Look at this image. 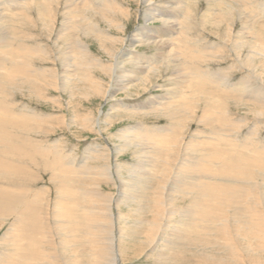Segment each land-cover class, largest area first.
I'll list each match as a JSON object with an SVG mask.
<instances>
[{
  "label": "bare ground",
  "instance_id": "6f19581e",
  "mask_svg": "<svg viewBox=\"0 0 264 264\" xmlns=\"http://www.w3.org/2000/svg\"><path fill=\"white\" fill-rule=\"evenodd\" d=\"M230 1H232L233 3H229ZM141 2L142 5L145 6V10L143 13L144 24L135 29V31L129 37L121 39L120 37L118 38V36H113L111 30L115 29L117 32H120V34L124 31V25L122 24L121 18L124 19L127 14L123 12L124 9L119 3V0H0V33L3 34L0 35L4 36L3 39L2 37L0 39V70L4 69L5 71H8L6 73L8 75L0 72V80L4 79L5 76L7 78L10 74V71L12 70L11 68H8L3 64V62L5 61V56H10L11 58L8 59L11 60V62H14V56H16L20 51L31 53L33 51L32 48L35 46L19 47L17 48L18 51L8 49L11 48V45L14 41H18V39H20L18 38V36H16V32L14 30L22 29L23 27H25V29H27L26 27L32 28V26L34 25L32 18L35 16L37 17V22H39L44 29H49V21L51 22L53 20H56V17H58L57 14L59 12L62 17V25L61 27H59L60 29L56 34L54 44L55 46H58V43H65L66 51L64 57L59 61L62 63L60 67L61 70H47V79L49 81L48 85H46L52 86L56 82L52 89L59 91H69L71 93H73L75 90H80L85 92L84 96L86 97L88 95L91 96L92 94H94L95 96V93L96 95H99L98 92L102 91L101 96L104 99L108 96L110 99L115 100V93L123 90L127 91V89L145 91L146 85L152 82V78L155 77L154 75H156L157 77L161 72L169 73L166 83H164L163 85L155 86L162 89V93H160L159 95L154 96V98H150L148 101H145L142 104L134 106L132 105L126 107L124 104L120 105L119 103H114L109 110L115 111L117 113L116 115H120L118 110L122 106L126 107L124 109L125 112L131 111L132 115H134V113L140 115L151 113L156 117L157 115L164 116L163 118H166L169 121V124L166 126H154L151 129L144 128L143 125L137 124L138 126H141L138 127L136 125L123 131L118 130L113 134V137L121 139L119 146H116V150L114 152L115 156L127 152L130 149L133 150L132 152L134 155L136 153L139 154V160L137 161V163H134L130 166L127 165L129 166L127 167V171L128 169L130 170V174H128L129 179H125L126 181H124V179H122L120 176V171L126 164L122 163V165L124 166L121 167L119 163L116 162H114L113 166L101 165L103 168L101 167L102 169L99 170L95 168L96 173H94V175L90 173V170L92 168H86L85 171L89 170V172L87 173L88 177L86 179L89 178L91 182L88 186L89 188H87V191L85 192L82 191L83 188H81V190H77L76 188H74V186L71 185L81 182L82 179L79 177H76L77 179L75 180L66 179L65 181H56L54 180L53 176H51L50 178H52L56 183L55 186L57 185V187H55L54 189L56 190L55 195H57V198L55 199L56 201L54 203H51L54 207L55 217H57L59 221L62 222V224L68 225V230H66L65 232V237L66 239H70V243L72 242V240L77 241V239H79L78 243L81 244V246L83 243H91V246L93 247V253L88 254L89 256L86 255V258H92V260H88L90 264H121L123 255L121 252V245L125 241H131V243L135 241L147 245L149 250L146 255H153L155 257L154 260L156 264L175 263L178 261L173 257H176V254L182 251H184L185 253L186 251L183 249L184 247L189 248V246H184V244L191 245V240H194L196 237H198L199 234H201L202 237L204 236L203 238L210 237L209 239H212L211 241L216 242L221 239L222 233L225 234L224 228H226L227 230L229 229V226L233 224L232 228L235 227L236 229L234 228V230L238 232L236 234H232L237 238L234 239L235 241L232 239L234 245L232 243L229 244L230 246L225 245L229 243V241L226 243L225 239V244L221 243L220 245V241L219 244H217L216 242L212 245H219L218 248L220 247V249L224 250V254L227 253V256L225 257L226 259L224 258L227 264H240L242 260L243 262H245L244 259L249 260L246 257L251 258V256H253L251 255V253H257L258 255L259 253H264V182L262 184L263 190L260 189L262 188L260 186L258 188L260 189V194L257 195L258 192H256V195H250L252 199L254 198V206H252L253 204H249L251 201L246 204H249L251 207H245V205L240 203L242 202V200L249 197L247 196V193L252 192L254 188L257 187L255 185L258 184V178L256 179V177H254L255 175L253 176L252 172H249L248 166H253L257 171L259 170L264 173V138L260 142L256 143L257 147L255 151H253V153L255 154L250 156V158H248L247 155L246 158L244 156H241L240 154V156L237 155L234 158H229L228 156L226 162H222L223 164L221 163V165H218L221 168L224 167V170L220 175L222 177L214 178V181L211 178H213L214 176H218L214 171H218L219 168H211L206 166L207 164H215L212 163L215 161H210L211 158L210 160H206L209 158V155H211L212 149H216V147H210L211 142H216V140H218L217 142H223L224 148L228 146L226 138L224 137V139L223 137L217 136V133H208L207 137H200V141H196L194 138H186L185 142L180 141V144H184V146L181 145V147H183L184 149L181 153V155L183 156L182 158H177V163H175L176 161L174 162V159H172L171 156V165L173 162L175 163V172L171 176V178L168 177L170 176L168 174L170 168L166 167L167 169L164 170L162 174H159L160 166H157L159 163L157 164L156 160H160L161 157H166L165 155H168L171 151V148L169 147L173 145L175 146V144L178 143V140L182 139L180 138L182 137L181 133L180 135L178 134L179 136L175 137L174 128L178 129L179 125L181 127V124L184 120L189 121V113L191 112L189 111V107L190 103L194 100H190L188 97L190 94L192 96L193 89H205L203 90V93L206 91L205 94H201L204 95V104L202 103L203 108H201L202 111L200 112L201 116L199 119L201 120L200 122H203L205 120L206 125L208 121L209 123L211 122V120L212 122H216L217 119L221 118L220 116L218 117V115L214 114L215 112L219 111V107L223 108L224 105L221 106L222 104L220 103L225 100L224 98L235 99V97L237 98L241 95L243 96V93H247L250 90V88L247 86L248 83L246 84V82L244 81H237L236 83L227 82L228 76L227 74L224 75V70H235L231 65L230 67L228 66L226 68H220L216 72L208 70L207 68L199 69V65L201 64V62L204 64L205 60L198 57H203L205 51L210 52L212 49L206 47L207 45L205 46V43L201 46H198L199 44H202L201 41H204L203 39H199L195 35L190 37L191 27H189V25L193 24L194 17L197 18V26L200 28V30H198L202 31V33L209 32L210 34H216V31H218L221 26H224V29H227V32L224 35H216L218 38H220V48L216 53H214L215 58L213 57V59H211V62H217V60L220 62L225 59L227 60L228 58H233L238 62L236 65L237 69H245L248 74L251 75L252 80L253 78L255 79L256 88L253 92L251 91V95L253 98L250 99L251 97L246 96V94L245 96L249 98L248 101L251 100L255 103V106H257V109H255V111L257 112V117H264V43H262V41H258V35L260 36V38L264 36V21L261 20L264 16V3L257 0H141ZM30 5H33L34 9L26 12V9L30 7ZM119 8H122L123 10L120 11L121 9L119 10ZM33 11L36 12L34 13V15L32 14ZM16 13L19 14L16 16L14 15ZM51 13L52 15H50ZM99 20L105 23L106 28L100 25ZM80 22L82 23L81 25ZM147 22H156V24H147ZM234 23L240 24L241 29L239 31L233 30L232 27ZM4 34L8 37L6 36L5 38ZM31 37L33 38L34 36L32 35ZM118 42L119 44H121V49L124 45H128V48L121 50V52L118 53V49L115 45ZM92 45H97L102 50V52H104L106 57H109L110 62L108 64H105L100 59L96 60L92 55L91 56L94 59L90 57V47ZM138 45H144L145 47L154 50V53L149 55L145 52H137L136 47ZM228 46L231 47V50ZM36 47H38V45ZM190 47H194L192 48L194 53L190 51L192 50ZM214 48H217V45H215ZM171 52H175L179 56V58L177 59V56L174 57ZM190 52L192 53V57L188 56L191 55L189 54ZM76 56H79L77 61ZM187 60L190 63L187 62ZM23 64H27V62L25 61L23 63H17L18 66L13 67V69L17 70L19 73H23V78L30 79L29 77L33 74L39 75L38 70H28L27 72L25 70L26 66H21ZM127 64L130 65L128 68ZM97 69L102 72V76L106 75V77L111 79L108 83V87L107 85H104L106 82L103 83L104 81L101 82V80H96L98 79L95 76V70ZM40 72L42 73V71ZM26 73H28L29 75ZM37 77L39 78V76ZM32 78L34 79V81H37L34 77ZM74 80L80 81H77V84L75 85L71 84L70 82ZM29 81H31V79ZM58 81L59 84H57ZM29 83L30 82H25L22 83V85L27 84L28 86ZM91 83L94 86H92ZM29 86H31V84ZM253 88L254 87H252V89ZM0 104L1 107L4 108L3 102L0 101ZM220 110L222 111V109ZM191 113L193 114V112ZM20 116L25 118L28 117L27 114H21ZM7 119V117L2 118L0 116V123L5 122V125H8L9 123L7 121H4ZM224 120L221 119V121L219 122H222ZM228 120L230 121V118ZM90 121L91 118H89V122ZM73 122L74 121H70L69 124L67 123L68 127H70V124ZM99 123L96 122L95 124L99 126ZM224 123L227 122L224 121ZM183 124L186 123L183 122ZM84 127L85 126H83V128ZM233 131L231 129L229 132L232 133ZM15 139L17 141L19 140L18 138H13V140ZM164 142L166 144L169 143L168 146H170L168 148H165ZM24 143L25 146L30 145V143L25 141L22 142L23 146ZM0 144L9 146V144L5 141L1 142ZM247 144L248 143L246 141H243V143L239 145V148L248 149ZM253 146L255 147V145ZM1 147L2 146H0V148ZM173 148L174 147H172V149ZM21 149L22 148L18 149L17 147V149L14 148L12 151L14 157L11 156V158H16V160L18 161L16 162L17 165L14 163H8V161H2L0 159V174H5L7 173V171H11L12 173L10 174H13L15 176L14 173L17 172L19 174V177H17L18 179L16 182L18 183V185H25V183H27V180H21L20 176H24L27 173L29 179H31L32 177L29 174V169H25L24 167L23 169L18 166V163L21 164V162H24V159H18L16 157V152L20 151ZM38 149L43 153H51L50 155L53 158L51 164L54 166V169H57V172L55 173H58V175L64 174L69 178L74 177L73 175L75 174L71 172L68 167L74 165L72 163V158H70L71 154L67 155L65 152L66 155H62V151H58L55 144L54 146H50V149L53 151H50L48 148L41 147ZM220 150H222V148ZM89 151L90 148H87L86 153ZM0 154H2V152H0ZM27 154H30V152H28ZM99 154L101 153H99L98 151H94L92 154L90 152L87 153V156H85L83 159L84 166L85 161H87L88 159L95 161L98 160L101 156L105 157L109 155V153L108 155L107 153L106 155L102 153L101 156ZM177 155L179 154L177 153L176 157ZM233 156L234 155H232V157ZM30 158H32V156ZM67 158L68 161L66 160ZM245 159L248 162H246L244 166L243 161ZM27 160L28 159H26V161ZM28 161L31 162L32 160ZM103 162H106V160ZM166 162L169 163V161ZM235 162L241 163V166L239 168L240 170H237V166L234 164ZM162 164L164 165L163 162ZM45 166L47 167V165ZM87 166L89 167V165ZM166 166L168 165L166 164ZM76 167H78L79 169L85 168L82 165ZM225 171L232 173V175L223 177L225 176ZM55 173L52 172V175ZM260 174L262 173L260 172ZM208 175H211V177H209ZM152 176H159L160 179H158L160 188H158L156 196H152L154 197V206H150L149 200L148 203H146L149 195L146 194L148 193L149 189H151L149 188V182H151L150 179ZM207 177L210 178L211 181L209 179H206ZM260 177L263 179L262 181H264V176ZM215 179H224L225 181L234 183L235 186L226 184L224 185V183L215 181ZM65 182L70 186H67ZM107 182L114 186L116 185L118 189L117 193H119L116 194L117 196L107 195L103 193V186L106 185ZM241 183H243V186L244 184H246V186H241ZM18 191L19 190L15 188L12 189L10 187H3L2 185L0 186V210L5 209L3 211H0V218L3 221L6 218L12 216L10 226L11 230H9L10 232L7 231L2 234L1 242H4L2 244L8 243L10 244V246L12 245V249H10L12 253L18 251L19 247L16 246V243L18 242V235H20V237L26 238L25 235L28 234L29 228L31 226L34 227L36 224L35 222L37 221L35 212L34 215H27L24 214L25 210L19 211L16 209V207H19L21 204H23V195L25 194V190H21V195L19 196ZM37 191L38 195L35 192H32L30 195H34V198L36 200H38L42 196L43 191L45 190L38 189ZM82 196H85V200L86 198H88V205L85 209L81 210V205H77V202L80 201L79 198H82ZM242 197L244 199H242ZM155 198H157L158 203L154 201ZM178 199L187 200L186 205H183V209H181L180 207L181 210H179L174 205L175 202L178 201ZM213 201L215 203L212 204ZM15 203L17 206H15V208H13L14 210L10 212L8 208ZM121 205L131 208V210H129V213L124 215L121 214V210L118 211L117 209ZM222 207L224 209H222ZM57 208H61L62 212ZM225 208H229L232 211V213H230V215L232 216L229 215V219L228 217L226 218L228 213H223L225 211ZM218 209L221 210L223 214L219 213L218 211L219 217L217 220L213 217L214 215L218 214L217 212L216 214H214ZM114 210H117L118 212H114ZM40 211L42 212V210ZM5 212L6 214H4ZM144 212L149 213V219H146L143 216ZM47 216L46 218H48ZM106 219L109 220V226L105 223L107 222ZM221 219L224 220L222 221L223 223L221 222ZM122 221H125L124 225H121ZM226 221L230 224H226ZM217 222L221 223L218 225H221L223 227L224 230H222L224 232H220L221 230L217 229L215 230L216 226L218 225L215 226L214 224H216ZM239 223L242 226V230L240 229L241 231H238L239 225L237 226V224ZM132 227L135 229H133ZM127 232L130 234H128ZM217 232H220L221 234ZM85 233L89 234L90 238H85ZM229 233L231 234V232ZM31 235L32 233L30 234V236ZM45 236L44 238L47 237ZM29 238L31 237H28V239ZM34 238H31V242L33 244V246L31 245L32 247H34V244H36ZM228 238L232 237L228 236ZM238 240H243V242L250 241V243L253 240V242H258V245L255 246V243L253 245H250V243L247 242V244L245 243L246 245H244L243 248L241 245L242 243L240 244L241 241ZM21 241L22 240H20V242ZM182 241H184V244L180 246V249L177 246ZM20 242H18V244L21 246ZM142 244L138 245L141 246ZM238 244H240L241 246ZM25 246L26 245H24V247ZM24 247H22L23 250H27L24 252V255L29 252L31 253L30 255L34 256L35 254L41 259L45 256H49L46 255L47 253H42L40 255L39 250H35L36 248L28 249L27 247ZM177 248L180 251L177 250ZM213 250L215 252V248H213ZM218 250L219 249H217V252ZM203 252L205 251H202L201 253ZM1 253L2 257L0 256V264H22L18 261H13L12 255L14 254L10 255L9 252L5 254H3V252ZM215 257L209 256L210 260H208V262L210 264L223 263L222 258L220 259L218 256L216 258ZM221 257H223L222 254ZM35 260H33V262H35ZM55 260L56 259H54L53 257V261ZM250 260L251 262H254L252 261L253 259ZM203 261L205 260L203 259ZM194 262L196 263V261ZM197 264L199 263L197 262Z\"/></svg>",
  "mask_w": 264,
  "mask_h": 264
},
{
  "label": "rangeland",
  "instance_id": "374dc122",
  "mask_svg": "<svg viewBox=\"0 0 264 264\" xmlns=\"http://www.w3.org/2000/svg\"><path fill=\"white\" fill-rule=\"evenodd\" d=\"M257 1L264 3V0H257ZM138 2H140V3H138ZM231 2L232 1H230L229 3H231ZM119 3L121 4L122 8L124 9L123 10L122 8H119V10L121 9L120 11L123 10V12L125 14H127L124 19L118 15L122 19V24L124 25L123 26L124 31L120 34V32H117L115 29H111V30H112L113 36H116V37L118 36V38L120 37L122 39V38L129 37L135 31V29L139 28L140 26H142L144 24L143 13L145 10V8H144L145 6L142 5L141 0H121V1L119 0ZM32 9H34V6L30 5V7H28L26 9L27 11L26 10L25 11L28 12ZM34 13H36V12L33 11L32 14L34 15ZM59 13L57 14L58 17H56L57 18L56 20H53L51 22L49 21V25H48V28L50 27L49 29H44L42 27V25L39 22H37V17L32 16L33 17L32 20H33V24H34L32 26V28L26 27L27 29H25V27H23L22 28L23 30L22 29L14 30L16 32V36H18V38H20V39H18V41H14L11 45V48H8V49H13V51H16L17 48H19V47H29V46H34V45L35 46L32 48L33 51L31 53H26V52L20 51L17 55L15 54L16 56H14V62H16V63L11 62V60L8 59V58H11L10 56H7V57L5 56L6 58L4 57L5 61L3 62V64L6 65L8 68H11L12 70L10 71V74L7 78L5 76L4 79L0 80V101L3 102V104H4V108L1 107V104H0V116L2 118L7 117L8 119L4 120V121H7L9 123L8 125H5L6 124L5 122L0 123V141L1 142L5 141L6 143L9 144V146L0 144V146H2L0 148V152H2V154H0V156H1L0 159L2 161H5V162L8 161V163H11V164L12 163L16 164V162H18L16 160V158H11V156L14 157L12 151L14 148L17 149V147H18V149L22 148L20 151L16 152L17 153L16 157L18 159H24V162H21V164L18 163V166L21 168L24 167L25 169H29L30 170L29 174L32 177L31 179H29L27 176V173L24 176L21 175L20 179L21 180L26 179L27 183H25V185H20V184L18 185V183L16 181L18 179L17 177H19V174L17 172H15L14 173L16 176L15 177L13 174H10V173H12L11 171H7V173H5V174H0V186L2 185L3 187H10L12 189H14V188L18 189L19 190L18 191L19 196L21 195V190H25L24 191L25 194L23 195V199H24L23 204H21L19 207H16V209L19 211L25 210L24 214H27V215H34V212H35L36 219H37V221L35 222L36 227L31 226L29 228L28 234L25 235L26 238L20 237V235H18L17 241L20 242V240H22L25 242V244H24V242L21 241L20 242L21 246H20L17 242L16 246L19 247L18 251L12 253V251L10 250V249H12V247H11L12 245L10 246V244H8V243L2 244L4 242H1L2 234L7 232V231L10 232L9 230H11L10 226H11L12 216H10L9 218H6L7 221H6V219L2 221V219L0 218V256L2 255L1 252H3V254L9 252L10 255L14 254V255H12L13 261H15V262L18 261L19 263H22V264H88L89 263L88 260L89 261L92 260V258H89V259L86 258V255L93 253V249H92L93 247L91 246V243L90 242L86 243V244L83 243L81 246V244L78 243L79 239H77V241L72 240V242L70 243L69 242L70 239H66V237H65V232H66V230H68L67 229L68 225L62 224V222H60L59 219L57 217H55L54 207H53V204H51V203H54L56 201L55 199L57 198L56 197L57 195H55L56 190H54L55 187H57V185L55 186L56 183L54 182V180H56V181H65L66 179L75 180V179H77L76 177H79L82 179V180L80 179L81 182H79L77 184H71V185L74 186V188H76L77 190H81V188H83L82 191L85 192V191H87V188H89L88 186L91 182V180L89 178L86 179L88 177L87 173L89 172V170H86L87 172L85 171L86 168H92L90 170V173L94 175V173H96L95 168H97L99 170V169H102L103 168L102 166H104V165L113 166L114 162H116V163H119V165L121 167L124 166V165H122V163L126 164L120 171L121 178L124 179V181H126L125 179L128 180L129 179L128 174H130L129 173L130 170L128 169V171H127V167H129L130 165H133L134 163H137V161L139 160V154L136 153L134 155L132 152L133 150L130 149L127 152H124L118 156H115L114 152L116 150V146H119L121 139L113 137V134L116 133L118 130L123 131V130L129 129L130 127H134L137 124H141L144 126V128H148V129H151L154 126L162 127V126H166L169 124V121L166 118H163L164 116L157 115V117H156V116H153V114H151L149 112H148L149 114H145V115H140V114H135V113H134V115H132L131 111L125 112V110H124L128 106H132V105L134 106V105L142 104L145 101H148L150 98H154V96L162 93V89L159 87H155V86L156 85H163L164 83H166V80H167L168 75H169V73H167V72H164V73L161 72L158 74L157 77H156V75H154L155 77L152 78V82L148 83L146 85L145 91L144 90H136V89H132V90L127 89V91L123 90V91L115 93V100L110 99L108 96L105 97V99H104L101 96L102 91L98 92L99 95H96V93L94 92L95 96H94V94H92L91 96L88 95L86 97V96H84L85 92L80 91V90L79 91L75 90L73 93H71L69 91H59V90L52 89L53 86L56 84V82L52 86H47L48 81H49L47 79V75H48L47 70L48 69H53V70L57 69L58 71L61 70L60 67H61L62 63L59 61L61 60V58L64 57L65 51H66L65 50L66 49L65 43H62V42L58 43L59 44L58 46H55V44H54L56 34L60 29L59 27H61V25H62V21H61L62 17ZM18 14L19 13H16L14 15L17 16ZM50 15H52V13ZM261 20L264 21V16L262 17ZM99 22H100V25L102 27L106 28V25L104 22H102L100 20H99ZM119 22H121V21H119ZM149 23L152 24L153 22H147V24H149ZM81 24L82 23L80 22V25ZM153 24H156V22H154ZM193 24L192 25L194 27L192 25H189V27H191L190 37L195 35L199 39H203L204 41H201L202 44H199L198 46H201L205 43V46L207 45L206 47H209L210 49H212L210 52L205 51L203 57H198L200 59L205 60L204 64L201 62V64H203V65L200 64L199 69H204V68L206 69L207 68L208 70L216 72L220 68L222 69V68H226L228 66L230 67V65H231L232 67H234L235 70H233V71L224 70V75L227 74V76H228L227 82L236 83L237 81L238 82L244 81V82H246V84L248 83L247 86L250 88V90L247 92L248 94L243 93V96L241 95L237 98L235 97V99H237V100H235L233 98L227 99V98L223 97L225 100L224 101L221 100L222 101L221 103L219 101V103L222 104L221 106L224 105L223 108L219 107L218 110L220 112L218 111V112H215V114H214V115H218V117L220 116L221 118L217 119L216 122H212V120H211V122L209 123V121H208L207 125H206L205 120L203 122H200L201 120H199L200 116H201L200 112L202 111L201 108H203V104H204L203 103V96L204 95H201V94H205L206 91L203 93V90H205V89H202V88H200V90H198V88H196L197 90L193 89L192 90V93H193L192 96L190 94L188 97L190 100H194L190 103V107H189V109H190L189 111L193 112V114L191 112H190L191 114L189 113V115H190L189 121L184 120L183 122L186 124H183V122H182L181 127H180V125L178 126L179 130L174 128L175 137L179 136L181 133L182 137H180V138H182V139L178 140V143L175 144V146L169 145L170 147L168 146L169 143L166 144L164 142L165 148L169 147V148H171L170 149L171 151L169 152L168 155H165L166 157H163V158L161 157L160 158L161 161L159 159H157L156 161H157V164L159 163L157 166H160L159 174H162V172H164V170H166L167 168H170V170H171L173 167V169L171 170L172 172L169 170V173H168L170 175L168 177L171 178V176L175 172L174 171V169H175L174 164L177 163V161H178L177 158H182V156H183V155H181V153L183 152L184 149H183V147H181V145L184 146V144H180V141L185 142L186 138H194L196 141H200L201 140L200 137H202V136L207 137L208 133L209 134L217 133V136L226 138L227 141L226 140L225 141L228 143V146H226L224 148L223 142H217L218 140H216V142L215 141L211 142L210 147H216V149H212L211 155H209V158L206 160H210V158H211L210 161H212V160L215 161V162H212L215 164H207L206 166L211 167V168H219L218 171H214V172H216V175H218V176H214L213 178H211L214 181V178L222 177L220 175H221V172L224 170V167L221 168L218 165H221L222 162H226L228 159V156H229V158H234L240 154L241 156H244V157H246V155H247V157L250 158V156L255 154V153H253V151H255V149L257 147L256 143L260 142L264 138V133H263L264 132V117H261V116L257 117V112L255 111V109H257L256 108L257 106H255V103L252 102L251 100L248 101L249 98L246 97V96L251 97L250 99L253 98L251 94L256 88L255 79L253 78V80H252L251 75H249L245 69H243V68H241V70L239 68L237 69L236 65L238 62L236 60H234L233 58H228L227 60L225 59V60H222L220 62L218 60H217V62H214V61L211 62V59H213V57L215 55L214 53H216L217 50L220 48V41H219L220 38H218L217 36L224 35L227 32V29H224V26H221L222 28L220 27L219 28L220 31L219 30L216 31V34H214V33L210 34L209 32H203L202 33V31H199L200 28L197 26V18L196 17L193 18ZM234 24L232 27L233 30L239 31L241 29L240 24L239 23L238 24L234 23ZM20 26H22V25H20ZM208 29H210V28H208ZM0 34H2V33H0ZM196 34H199V35H196ZM2 35H0V39H1V37H2V39L4 38V36H2ZM32 35L34 36L33 38L31 37ZM6 36L7 35H5V38H6ZM16 39H17V37H16ZM21 39H22V41H21ZM258 41H260V42L262 41V43H264V36L262 38H260V36L258 35ZM36 44L38 45V47H36L37 46ZM117 44H119V42L115 44L116 48L118 49V53H120L121 50L128 48V45H124V46H122V49H121V44H119V45H117ZM190 44H191V42H190ZM215 45H217V48H214ZM228 47L231 50V47L230 46H228ZM46 48L48 51L46 50ZM136 48H137V52H145L146 54H149V55L154 53V50L147 48L144 45H138ZM190 48L192 49L194 47H190ZM190 51L192 53H194L193 49ZM191 52L189 53L191 55H188V56L192 57ZM171 53L174 57L177 56L176 57L177 59L179 58V56L175 52H171ZM91 55L96 60L100 59L105 64H108L110 62L109 57L107 58L106 55L104 54V52H102V50L97 45H92L90 47V57L92 59H94ZM78 57L79 56H76V61L78 60ZM23 58H26V59H23ZM25 61L27 62L28 65L23 64L21 66H26L25 70L27 72H28V70L29 71L38 70V73H39V75L33 74L32 76H30L29 78L31 79V81H29L30 79L23 78V73H19L17 70L13 69V67L18 66L17 63H23ZM187 62H189V61L187 60ZM213 62H214V64H213ZM129 66L130 65L127 64V68ZM82 69H84V68H82ZM40 71H42V73ZM0 72H3L6 74L8 71H5L4 69H2V70H0ZM95 73H96L95 76L98 78L96 80H101V82L104 81L103 83L106 82L107 84L105 83L104 85H107V87H108V83L110 82L111 79L106 77V75L102 76V72L99 69L95 70ZM26 74H28V73H26ZM6 75H8V74H6ZM98 75H100V76H98ZM14 76H17V77H14ZM37 76H39V78ZM32 77H34L37 81H34V79ZM40 78H42V79H40ZM240 78H242V79H240ZM25 80H27V81H25ZM77 81H80V80H77ZM77 81L74 80V81H71L70 83L75 85V84H77ZM25 82H27V83L30 82L29 85L31 84V86L28 85L29 86L28 87L27 84L22 85V83H25ZM34 83H35V85H34ZM57 84H59V81L57 82ZM32 85L34 86L35 89L33 88ZM252 85H254V86H252ZM17 86H20V87H17ZM92 86H94V85L92 84ZM154 87H155V89H154ZM252 87H254V88L252 89ZM30 89H32V90H30ZM201 90H202V92H201ZM198 93L200 94V96ZM245 94H246V96H245ZM191 97H193V98H191ZM205 97H206V95H205ZM196 98H197V100H196ZM199 98H200V100H199ZM197 101H198V103H197ZM223 102H224V104H223ZM114 103H119L120 105L124 104L126 106V107H122V106L120 107V109L118 110L120 115H116L117 113L115 111H109L111 109V106ZM191 104H192V106H191ZM256 105H258V104H256ZM192 107L196 110H194ZM234 108H235V110H234ZM220 109H222V111ZM263 109H264V106H263ZM23 113H25V114H23ZM21 114L22 115L27 114L28 117L27 118L22 117V116H20ZM223 114H225V115H223ZM86 115H87V117H86ZM15 116H17V117H15ZM88 117L91 118L90 122H89ZM86 118H87V120H86ZM229 118H230V121L228 120ZM9 119H10V121H9ZM15 119H17V120H15ZM221 119L222 120L225 119L224 121L227 123H224V121L219 122V121H221ZM84 120H86V121H84ZM70 121H74V122L70 124V127H68V124L70 123ZM217 121H218V123H217ZM91 122H93L94 124ZM96 122L97 123L100 122L99 126H97V124H95ZM198 122H200V123H198ZM13 124L16 126H19V127H16ZM91 124H92V126H91ZM141 125H139V126H141ZM83 126H85V127L83 128ZM93 126H94V128H93ZM20 127H21V129H20ZM175 129H176L177 133H176ZM229 129L230 130L232 129V131L233 130L234 131L232 133H230ZM179 131H181V132H179ZM231 134H233V135H231ZM13 138H18L19 140L18 141L16 139L13 140ZM194 139H192V140H194ZM25 141L30 143V145L25 146V143H24V146H25L24 147L22 142H25ZM243 141H246L248 144H252V145L247 144L248 149H240L239 145H241V143H243ZM55 142H57V143H55ZM10 143H12V144H10ZM54 144L56 145V149H58V151H62V152L64 151L63 153L61 152L62 155H66V154L70 155L71 154L70 158H72V163L74 165H71L68 167H69V170L75 174V175L72 174L74 177L69 178L68 176H65L64 174L58 175V173H55V172H57V169H54V166L51 164V161H53V158L50 155L51 153L50 154H48L49 152L43 153L38 149L41 147V148H48L50 151H53L50 149V146L51 145L54 146ZM253 145H255V147ZM172 147H174V148L172 149ZM87 148H90L89 152L91 154L94 151H98L99 153H101V154L103 153L105 155H106V153H107V155L109 153V155L108 156L104 155L105 157H102L101 154H99L102 157V158L99 157V159H98L100 162L98 160L94 161V160L88 159L87 161H85V166H84V163H83L84 160L83 159L85 156H87V153H89V152L86 153ZM221 148H222V150H220ZM104 149H105V151H104ZM249 150H251V151H249ZM178 151H180V152H178ZM28 152H30L31 155L27 154ZM65 152H66V154H65ZM250 152H252V153H250ZM177 153L179 155H177V157H176ZM246 153H248V154H246ZM231 154L234 156L232 157ZM230 155H231V157H230ZM29 156L30 157L32 156V158H30ZM171 156H172V159H174V162L176 161L175 163L173 162L172 165L170 162V160L172 161ZM26 159L32 160V161L29 162L28 160L26 161ZM66 160L68 161V158ZM102 160L103 161L106 160V162H103ZM110 161H111V163H110ZM166 161H169V163H167ZM162 162L164 163V165L162 164ZM243 162H244V166H245L246 162H248V161L245 159ZM166 164L168 166H166ZM234 164L237 166L236 167L237 170H240L239 168L241 166V163L235 162ZM22 165H25V166H22ZM45 165H47V167ZM79 165H82L85 168L79 169L78 167H76ZM87 165H89V167ZM127 165H129V166H127ZM162 167H163V169H162ZM248 170H249V172L250 171L252 172L253 176L255 175L254 177H256V179L258 178L257 179L258 184L255 185L257 187H255L252 192L249 191L250 193H247V196H249V197H247V199H244L242 197V199H244V200L241 199L242 202H240V203L245 205V207H251L249 204H251V205L253 204L252 206H254V200H253L254 198L252 199L251 196H253V195H251V194L256 195V192H258L257 195L260 194V189L263 190L262 184L264 182V181H262L263 179L260 177V176H262V177L264 176V173L262 171H259V170L257 171L256 168H254L253 166H248ZM30 172H32V173H30ZM52 172H54L55 174L52 175ZM260 172L262 174H260ZM10 175L12 176L13 179L11 178ZM224 175L225 176H223V177H227V176L232 175V173L225 171ZM51 176H53L54 180L52 178H50ZM208 176L211 177V175H208ZM10 178H11V180H10ZM155 179H157V180H155ZM158 179H159V176H156V177L152 176L150 179L151 182H149V184H150L149 188H151L152 190L149 189V191H151V192L148 191V193L146 194V195L149 194L146 203H148V200H149L150 206H154L153 198L156 196L158 188H160V186H159L160 183H158ZM206 179L210 180V178H208V177ZM82 181H84V182H82ZM156 181H157V183H156ZM215 181L222 182V183H224V185L226 184V185L235 186L234 183L225 181L224 179H219V180L215 179ZM261 181H262V183H261ZM85 184H87V185H85ZM66 185L70 186L67 183H66ZM241 186H243V183H241ZM244 186H246V184H244ZM259 186L262 188L258 189ZM78 187H79V189H78ZM38 189L45 190V191H43L42 196L38 200H36L34 198V195H32V196H30V195L32 192L33 193L35 192L38 195V193H37ZM117 191H118V189H117L116 185L114 186V185L110 184L109 182H107V184L103 186V193L104 194L117 196L116 194H119V193H117ZM153 192H155V193H153ZM152 193H153V195H152ZM152 196H154V197H152ZM84 198H85V196H82V198H79L80 201L77 202V205H79V206L81 205L80 206L81 210L85 209L88 205V202H87L88 198H86V200ZM154 201L156 203H158L157 198H155ZM248 202H250V203L248 205H246ZM186 203H187V200L178 199V201L175 202L174 205L179 210H181L186 205ZM213 203H215V202L213 201L212 204ZM43 205H44V207H43ZM15 206H17L16 203L14 205L10 206L8 208V210H10V212H12L14 210L13 208H15ZM148 206H149V204H148ZM180 207H181V209H180ZM25 208H27V209H25ZM39 208H41V209H39ZM57 209L62 212L61 208H57ZM117 209H118V211L121 210L120 213L123 215L129 213V210H131V208L123 206V205L119 206ZM219 209L216 210L214 214H216V212L218 213V211H219V213H221V214H223V213L227 214L228 213V215L226 216V218L228 217V219L230 216H232V215H230V213H232L231 209L225 208V211L223 213ZM222 209H224V208L222 207ZM3 210H5V209H1L0 211H3ZM40 210H42V212ZM116 211L114 210V212H116ZM47 212H48V214H47ZM219 213L216 214L217 216L214 215L213 218L218 220ZM0 214H1V212H0ZM4 214H6V212ZM8 214H9V212H8ZM46 216L49 219L46 218ZM143 216L146 219H149L150 215H149V213L144 212ZM221 216H223V215H221ZM130 219H133V218H130ZM14 221H16V220H14ZM106 221L107 222H105V223L109 226V224H110L109 220L106 219ZM219 221H220V219H219ZM222 221H224V220L221 219V222ZM1 222H2V224H1ZM124 222L125 221H122L121 225H124ZM218 224H221V223L217 222L214 225L216 226ZM226 224H230V223L226 221ZM87 225H89V224H87ZM232 225H230L231 227L229 226V229H227L229 231H227L226 228H224L225 229L224 230L221 225L216 226L215 230L216 229L221 230L220 232L225 231L224 233L226 235L223 233L221 234L220 232H217V233L221 234V236H222L221 239H223V240L225 239L226 243L229 241L228 244H225V240L223 241L220 239V240L216 241L217 244H219V242L221 241L220 245H221V243L222 244L224 243L225 245H228V246H230L229 245L230 243H232L234 245V243L232 242V239L234 240L237 238L235 235H232V234H236L238 232H236L234 230L235 227L232 228ZM238 225H239L238 231L240 229L242 230V226L240 225V223L237 224V226ZM133 229H135V228H133ZM231 229H233V230H231ZM41 231H43V232H41ZM226 232H228V233H226ZM229 232H231V234ZM31 233H32V235L30 236ZM128 234H130V233H128ZM227 234L229 237H232V238H228ZM223 235L228 240L226 238H224ZM44 236L46 238H44ZM84 236H85V238H90L89 234H86ZM139 236H140V234H139ZM199 236H200V238H199ZM28 237H31V238L36 237V238H34L35 243H36V244H34V247H32L33 244L31 242V238L28 239ZM201 237H202V235L199 234L198 237H196L197 239L195 238L194 240H191V242H190V243H192L191 245L184 244L183 243L184 241L180 242L179 245L177 246L178 248H180V246L183 244H184V246H189V248H187V247L183 248L186 251L185 253H184V251L177 253L176 257H173V258L175 260H177L178 262L171 263V264H197V262L199 264H207V263L210 264L208 262V260H210L209 256L215 257V255H216V257L218 256L220 259L221 258L223 259L222 264H227L225 261V259H226L225 257L227 256V253L224 254L225 251L220 249V247L218 248L219 245L218 246H216L215 244L212 245L213 243H216V242L211 241L212 239L210 240L209 239L210 237L209 238L208 237L203 238L204 236L202 238ZM199 240H201L202 242ZM243 240H238V241H241L240 244L242 243L241 245L244 248V245H246L247 242L250 243V241H244L243 242ZM253 240L250 243V245L251 244L253 245L254 243H255L254 244L255 246L258 245L257 244L258 242H253ZM76 244L77 245L79 244V245L77 246ZM138 244H142V243L135 242V241H133L132 243H131V241L123 242V244L121 245V248H122L121 252L123 254L122 259H121V264H156V262L154 260L155 257L153 255H151V256L146 255L148 250H149L147 245L142 244L141 246H139ZM240 244H238V245H240ZM24 245H26L25 247H27L28 249L29 248H34V249L36 248L35 250H37V251L39 250L40 255L42 253H45V254L47 253L46 255H49L50 257L45 256L41 259V258L37 257L35 254H34V256L30 255L31 253H29V252L26 253V255H24V252L27 251L25 249L23 250L22 247H24ZM209 246H211V247H209ZM88 247H90L91 249ZM178 248H177V250H179ZM213 248H215V252H214ZM200 249H202V250H200ZM217 249H219L218 252H217ZM202 251H205L206 253L205 252L201 253ZM221 254L223 257H221ZM80 255H82V256H80ZM251 255H253V256H251V258L246 257V256H244V257L248 258L249 260L253 259L252 261H254V262H251V260L249 262V260L244 259L245 262H243V260H242L241 263L242 264H261V263L264 264V253H259L260 256L257 253H251ZM51 257H52V259H51ZM53 257H54V259H56L55 261H53ZM24 258H28V259H24ZM35 259H37V260H35ZM203 259L205 261H203ZM258 259L261 261H259ZM33 260H35V262H33ZM194 261H196V263ZM258 261H259V263H258Z\"/></svg>",
  "mask_w": 264,
  "mask_h": 264
}]
</instances>
